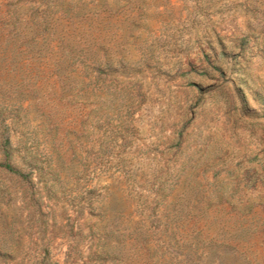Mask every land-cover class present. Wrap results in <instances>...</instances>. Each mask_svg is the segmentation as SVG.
Wrapping results in <instances>:
<instances>
[{"label": "rangeland", "instance_id": "1", "mask_svg": "<svg viewBox=\"0 0 264 264\" xmlns=\"http://www.w3.org/2000/svg\"><path fill=\"white\" fill-rule=\"evenodd\" d=\"M82 5L112 64L56 102L55 136L34 118V187L0 170V264H139L140 225L160 262L184 261L168 244L180 207L184 240L216 239L193 264H264V0H0V14L71 29L62 14ZM100 224L118 257L95 253Z\"/></svg>", "mask_w": 264, "mask_h": 264}, {"label": "trees", "instance_id": "2", "mask_svg": "<svg viewBox=\"0 0 264 264\" xmlns=\"http://www.w3.org/2000/svg\"><path fill=\"white\" fill-rule=\"evenodd\" d=\"M85 7L86 5L80 6L77 11L68 7L63 12L62 18L73 26L71 29L55 28L52 25L54 18L47 13L26 19V16L13 8L0 14V170L19 177L31 188L35 184L33 176L37 172L43 173L45 169L44 161L38 155V134L35 127L31 126L34 118H41V124L52 123V108H56V102L63 99L73 102L74 97L78 99L85 96L91 79H95L101 68H110L112 64L106 46L96 41L93 22L98 14H90V10H84ZM106 17L107 15L100 16L97 24ZM100 50L103 51L99 55ZM82 73V86L79 87L77 75ZM84 78H87L88 83L84 82ZM93 91L95 89L92 87L91 94ZM49 99L53 106L50 105ZM31 108L36 112V116L32 118ZM57 129L55 123L49 128L54 131L53 136L56 135ZM13 137L16 142H13ZM16 159L28 170L23 171L16 167L13 164ZM188 213L189 210L180 207L174 214V224L170 226L172 233L168 240V244L186 248L182 254L186 260L172 261L171 258L165 263L193 264L194 256L215 253L207 248H212L216 239L203 236L201 230L195 226L192 227L195 234L190 242L183 239V234H179V222L186 218ZM203 213L204 210H200L198 215ZM142 222L144 221L140 220L138 225ZM100 225L95 253L100 255L99 257H118L115 251L121 252L123 248L120 247V242L124 239L118 240L117 245L121 249L110 248L109 234L116 230L108 232L105 224ZM168 227L166 224L163 231ZM147 232L148 230H144L140 225L127 234L134 240L132 245L139 249L136 263L140 261L139 264H163L164 262H160L154 254H157L156 250L153 249L155 252H152ZM221 245L227 246L224 242H220L218 246ZM177 254L181 255V252ZM171 257L176 258V254ZM47 259L48 255L44 254L41 262L52 264ZM131 260L132 257L129 263Z\"/></svg>", "mask_w": 264, "mask_h": 264}]
</instances>
